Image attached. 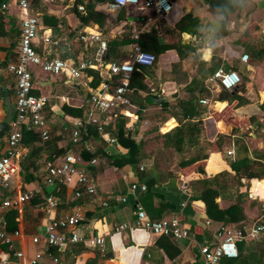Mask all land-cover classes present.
<instances>
[{
    "label": "crops",
    "instance_id": "1",
    "mask_svg": "<svg viewBox=\"0 0 264 264\" xmlns=\"http://www.w3.org/2000/svg\"><path fill=\"white\" fill-rule=\"evenodd\" d=\"M85 1L87 0H72L71 6L64 7V3L61 2L47 3L44 0H39L40 12L36 11L38 12L39 30L34 41V49L40 59L48 55L49 48L52 56L74 63L84 58H91L97 47V43L84 44L80 42L77 38L79 31L83 29L98 31L104 41L113 37H121L128 32L134 40L124 47L128 53L127 57L124 56V51L120 53L116 61L120 62L131 58L132 44L136 43L140 47L137 41L140 33L154 29L159 45L154 48L155 65L149 66L148 68L152 69H148L150 72L144 75L146 89L129 87L128 93L125 95L129 104L114 105L108 113L97 115L102 131L114 137L111 130L105 129L104 126L115 121L116 112L122 114L124 117L123 128L130 133V137L135 142H139L138 147L146 152V157L138 164H126L121 167L111 166L106 164L103 158H96V162L90 164L91 168L88 169L96 186L95 192L88 194L80 189L81 196L76 198L73 191L77 186H59L55 208L52 213L48 214L44 210L43 197L45 191L51 187L46 186L43 182L45 174L43 162L46 154L40 152L37 160L38 166L33 169L34 179L29 180L22 176L18 169L10 177L7 185H1L4 187V191H0V202L11 194L26 190H32L33 196L20 208L14 209L16 213L15 229L21 231L22 235L12 237L11 249L0 242V264H2V260L6 261L4 264H19L30 259L36 248L48 255L58 256L63 264H116L115 252L110 248L107 236L115 230L117 225L124 224L125 227L120 231V241L124 245L132 244L128 227L135 220V205L143 208L147 218L158 220L161 217L157 210L162 201L173 205V208L165 211L162 215L179 216L180 220L188 225L189 232L187 237L176 240L169 239L170 244L161 242V246H159L156 244L158 235H149L145 240V235L142 232L139 234L140 237L143 235L142 238L135 237V231L133 233L135 241L137 243L144 242L143 250L149 254L148 264H201L198 248L201 244H211L215 241L214 231L218 226L241 229L244 232L254 223H261L264 226V178L241 179V185L222 190L216 198V202L221 208H225L235 200L239 201L245 217L240 227L221 219L205 218L202 204L191 198V193L212 185L209 179L212 174L222 169L230 171L233 166H241L248 158H253V151L264 149V111L255 109L264 96V60L254 61L249 56L251 43L264 40V33H261V29H264V0H250L254 4V9L248 17L240 16L236 20H231L222 30L217 17L207 10L203 0H170L172 9L165 15H156L149 8L140 9L136 6H125L124 19L121 18L122 16L116 18L118 9L111 10L107 7L110 0L108 2L99 0L95 9L105 14L101 27H98L96 23L81 24L78 12L81 11L82 3ZM77 4L81 5L80 10L76 8ZM41 13L57 18V24L51 25L43 22ZM184 13H190L197 18L196 32H181L177 43L170 42L169 39L173 35L169 31L174 22ZM5 18L4 28L6 30L19 29V11L15 7H11L7 11ZM42 34H49L53 40L57 41V44L48 47L40 40ZM17 39L0 36V154L5 150L6 134L15 114L14 81L6 65L14 59ZM140 49L142 48L140 47ZM243 53L248 55L246 61L240 59ZM105 61L109 60L104 59L101 64L96 62L97 67L91 68L97 70L100 81L109 80L111 77L102 66ZM37 67L32 68V71L29 69L32 88L35 91L34 94L47 97L43 115L46 118L48 130L54 135H59V139L56 141V147L60 152L58 155L67 151L72 152L74 147L69 140V129L75 117L64 113V106L72 109L78 108L82 114L86 107L88 92L93 91L97 86L95 88L89 86L90 76L86 74V70L81 72L77 80L71 78L68 71L65 70L67 75L63 76L61 80L65 87L62 85L51 87V82L56 81H52L48 77L49 75H39L35 70L41 71V69ZM230 67L239 76L246 77L242 84V90L248 102L235 109L226 107L225 101L215 100L214 95L219 86L215 81H207L210 69L221 68L224 70ZM204 70L208 73L204 80L206 92L200 91L194 84V80ZM67 80L77 84L78 88L68 86L65 83ZM154 93L156 94L153 95ZM139 96L143 98L144 102L141 105H138ZM152 97L163 100L152 101ZM200 99H206L208 103L201 104ZM190 100L195 107L193 114L197 112L198 118L203 116L202 121L207 126L208 137L215 139L217 135L223 136L221 144L225 153L222 156L218 151L212 150L202 166L198 165L194 169V165L181 169L177 165V161L187 155L182 149H175L163 144V138L161 135L160 137L157 135L165 133L178 124L176 116L181 117L187 106L180 104V101L187 103ZM231 110H234L236 114L252 116V118L245 119V116H235L231 123L237 122L239 130L231 132V123L224 119L231 113ZM153 114H160V118L164 116L167 119L161 124L158 133L147 131L152 124L160 122L158 117L154 119ZM194 116L195 118L193 117L191 120L197 119V115ZM182 119L185 120L183 117ZM24 127L21 131L20 145L24 148L26 156L30 145L39 135L36 129ZM97 132L99 138H90L89 150L101 145L102 150L108 155H121L125 152L116 139L115 143L109 144L103 139L102 133L99 130ZM233 137H239L243 141L247 157L230 166L229 162L232 160L226 155V151L230 149L233 151ZM157 146L162 147V152L157 151L152 154L154 150L156 152ZM191 152H198V148L192 149ZM238 153L239 157L243 156L242 150ZM140 165L143 166L142 170L138 168ZM83 166L86 167V165ZM140 173L145 174L144 179L149 177L153 179L152 193L128 189L130 182H142L138 178ZM182 183L188 189L189 195L180 190ZM181 202L184 203L183 206H180ZM76 204L81 205L84 219L75 229L82 235L103 236L105 245L102 249L70 242H66L61 248L52 247L54 250L42 242L37 247L32 244L31 237L41 233L48 218L63 215ZM7 210L0 208V222L4 229L7 225L6 220L9 219V215H5ZM205 221L208 223L205 224ZM115 246L118 247L120 244L116 242ZM236 247L238 250L236 258H221L216 264H264V230L256 238L245 236L236 240ZM174 248L178 252L172 255ZM17 250L23 253L21 260L16 259L13 255ZM168 253L172 256H169Z\"/></svg>",
    "mask_w": 264,
    "mask_h": 264
},
{
    "label": "built area",
    "instance_id": "2",
    "mask_svg": "<svg viewBox=\"0 0 264 264\" xmlns=\"http://www.w3.org/2000/svg\"><path fill=\"white\" fill-rule=\"evenodd\" d=\"M47 3L61 2L64 7L71 6L72 0H44ZM30 0H2L0 3V14L6 15L11 7H15L19 11V36L15 50L14 59L6 65L7 70L11 73L14 81V108L15 114L11 119L6 134V147L0 154V185H7L10 177L17 172L19 162L24 159L25 151L20 145L21 131L24 128H33L38 131L41 140H46L49 136L48 125L43 115L44 106L47 103V97L36 95L31 92L32 80L29 67L37 65L47 73L57 74L61 70L68 71L71 78L77 80L82 71L87 68L97 67V63L103 61L105 51V41L101 38L98 31L83 29L78 32V40L84 44L97 43L91 58H84L74 63H69L65 59L54 57L48 48V55L40 59L34 49V41L37 38L39 30L38 18L30 12ZM122 6H136L137 8L151 9L156 15H165L172 9L170 0H110L107 7L111 10L119 9ZM76 8L81 9V5L77 4ZM264 33V29H261ZM42 43L48 47L56 45L57 41L53 40L49 34L40 35ZM132 55L130 59L120 62L107 61L103 63L109 75L118 76L116 84H111L110 80H101L97 87L88 92L86 96V107L79 118H75L69 129V140L72 144L80 140L82 134L87 132L90 125H95L97 130L102 133L103 139L109 143H115V138L109 133L102 131L98 114L108 113L114 105L129 104L128 98L125 96L129 90V79L131 72L136 66H150L154 61V55L150 52L140 49L134 43L131 45ZM248 55L243 53L240 59L246 61ZM97 62V63H96ZM207 81H216L219 86L224 89H232L240 83V77L234 70H223L217 68L210 74ZM101 90V92H99ZM201 104H207L206 99H200ZM232 149L226 151V155L232 156ZM96 158L88 161L81 159L77 154L72 152H64L61 155H52L50 159L43 162L45 174L43 182L51 188L44 193V210L50 214L56 205V193L59 186L75 185L77 188L73 191L76 198L81 196L80 189L88 194H93L96 186L91 179V175L83 165L93 164ZM140 170L143 166L138 167ZM128 189L131 191H145L144 183L130 182ZM180 190L184 194L189 195L185 184L180 185ZM32 190L16 192L5 197L0 202L1 209H18L20 206L31 199ZM123 200V198H121ZM184 203L181 202L180 206ZM84 219L83 210L80 204L74 205L69 212L63 213L56 217H50L46 220L39 235L31 237L32 244L37 245L42 242L49 246L57 248L63 247L66 242L81 243L87 247H97L102 249L105 245L103 236L82 235L75 229ZM208 221H205L207 224ZM125 227L119 224L115 230L107 236L110 248L115 252L116 264H148V253L143 250V243H137L133 237L135 231H141L145 235V240L149 235H164L171 239H181L187 237L189 228L186 223L180 220L179 216L172 215L169 219L151 220L147 218L143 208L135 205V220L128 227L131 235L132 244L124 245L120 241V231ZM264 230L261 223H254L244 232L241 229H230L224 226H218L214 231L215 241L211 244H201L198 248L201 264H216L221 258H236L238 250L236 240L243 237L256 238L257 235ZM21 231L15 229L7 232L0 222V242L12 248V237H20ZM118 242L120 246H115ZM14 257L21 260L23 253L20 250L14 251ZM6 263L5 260L1 261ZM19 264H63L56 255H48L42 250L36 248L33 256Z\"/></svg>",
    "mask_w": 264,
    "mask_h": 264
},
{
    "label": "trees",
    "instance_id": "3",
    "mask_svg": "<svg viewBox=\"0 0 264 264\" xmlns=\"http://www.w3.org/2000/svg\"><path fill=\"white\" fill-rule=\"evenodd\" d=\"M2 0H0L1 3ZM108 2L109 0H100ZM99 0H87L82 3V9L78 12L81 24L87 23H96L98 27H101L103 24V20L105 14L101 11L95 9L96 4ZM204 4L207 7V10L214 16L217 17V21L219 23V27L221 30L227 25L231 20H236L240 16L248 17V15L254 9V4L250 2V0H203ZM30 12L31 14L35 15L38 18V12H40L39 8V0H30ZM75 9V7H74ZM40 14V13H39ZM42 14V13H41ZM43 22L46 24L55 25L58 22V19L53 16H47L46 14H42ZM119 16L124 19L125 16V6H122L117 11L116 18L118 19ZM6 18L4 15L0 14V36H8L13 37L14 39L18 38L19 29H8L4 28V24L6 23ZM196 24L197 18L192 16L190 13L182 14L173 24V27L170 29L169 33L173 36L169 39L170 42L177 43L180 38L181 32H196ZM156 33L154 29H149L146 32L140 33L138 35L137 41L140 47L143 50L153 53L154 61L152 62V66L155 65L156 61V53L155 47L159 45V41L157 40ZM134 39L131 34L128 32L124 33L121 37H113L109 38L105 41V51L103 54V61L111 60L117 61L120 53L124 51V56L127 57L128 53L124 49L126 44L132 42ZM18 41V39H17ZM250 50V57L254 61L264 60V40L253 41ZM106 62V61H105ZM150 65V66H151ZM149 66H136L135 69L130 74L129 79V87H135L141 90L146 89V85L144 83V75L149 73L148 69H152ZM138 68V69H137ZM217 69V68H216ZM212 68L209 70L210 74L216 70ZM224 70H233L232 67L225 68ZM86 74L90 76V80L88 82L91 88H95L99 81L100 77L98 75L97 70L87 68ZM208 73L201 71L199 77L194 80V84H196L200 91L206 92V87L204 85V80L206 79ZM240 83L233 87L232 89H224L223 87L219 86L218 91L214 95V99L218 101H225L226 107L235 109L245 103L248 102L246 97L243 94L242 84L243 80L246 79L244 75L239 76ZM242 79V81H241ZM110 83L116 84L118 81V76L111 75ZM31 92L34 93L35 91L33 88ZM128 93V92H127ZM138 96V95H137ZM136 96V97H137ZM138 105H141L143 102V98L139 96ZM166 103V102H163ZM192 100L185 103V101H180V104L187 105L184 108V113L181 117L176 116L178 120V124L166 131L165 133H160L161 137L163 138V144L172 146L173 148L182 149L184 154L187 157L182 158L177 161V165L179 168L183 169L186 167L194 166V169L201 165L206 161L208 158L209 152L212 150L222 152L223 145L221 144L223 136L217 135V138H209L207 135V126L202 121L203 116L198 118L197 112L195 114L194 110L195 107L192 104ZM256 110L264 111V96L261 101L255 106ZM64 113L74 116L75 118H79L81 116V110L78 108L72 109L70 107L64 106ZM213 113V112H212ZM194 115H197L196 120H191V118H195ZM236 117H243L245 115H239L231 110V113L225 117L227 122L231 123L232 119ZM152 117V116H151ZM154 119L159 118L158 124H152L150 128L147 130L149 132H157L161 126V124L167 119L163 116L160 118V114H153ZM182 117L185 119L183 120ZM115 121L112 123H108V125L104 128L110 129L112 135L115 137L116 142L125 149V152L121 155H108L102 150L101 145L96 147L92 150H89L88 142L90 138H99V133L96 130L95 126H89L87 132L82 134L80 140L72 144L74 149H72L74 154H77L81 159L88 161L91 158H103L106 164H109L114 167H121L126 164L134 165L138 164L140 161H143L144 157H146V152L142 151L138 144L139 142H135L131 137L130 133L127 132L123 128L124 117L122 114L116 112L114 115ZM245 119L252 118V116H245ZM147 119V118H145ZM161 119V120H160ZM231 132L238 131L239 125L237 122L231 123ZM23 128V127H22ZM22 135V134H21ZM22 137V136H21ZM101 138V137H100ZM59 139V135H54L49 130V136L46 140H41L39 137L36 138L35 141L30 145L29 149L27 150L26 156L19 162V171L22 176L26 177L27 179H34L35 175L33 174V169H36L38 166V155L40 152L45 153V160L50 159V155H58L60 154L59 149L56 147V141ZM198 145V147H195ZM198 148V152H191L192 149ZM243 151V156L239 157V151ZM157 151L162 152V147L157 146L156 152L153 151L152 154L157 153ZM196 151V150H194ZM247 150L244 146L243 141L239 137H233V154L229 165H234L235 162L241 160L246 156ZM145 154V155H144ZM253 158H248L247 161L241 166H233V169L225 170L222 169L220 171L215 172L211 175L210 182L211 186H205L198 190L195 193H191V198L198 200L203 207L204 216L210 220H217L221 219L224 222L236 224V227H240L242 222L244 221V213L242 207L238 200L233 201L225 208L219 207L218 203L216 202V198L219 196L222 190H225L232 186H239L241 185V179H250V178H264V149L260 151L256 150L253 151ZM51 155V156H52ZM245 155V156H244ZM35 164V165H34ZM197 165V166H196ZM91 168L90 164H87L85 169L88 170ZM145 174L140 173L138 175L139 180L146 185V190L144 192L152 193L151 189L153 187V179L147 178L144 179ZM1 187V185H0ZM33 201V200H32ZM173 208V205L168 202H160L158 207V213L161 218L160 219H169L171 215H162L165 211L170 210ZM5 215H9V219L6 220V230L13 231L16 228V221L14 220L16 213L14 209H8ZM162 215V216H161ZM7 218V217H6ZM141 231H136L134 236H139ZM140 237V236H139ZM143 235L140 237L142 238ZM158 239H156V244L161 246V242H168L169 237L164 235H158ZM170 244V243H169ZM164 246V245H163ZM54 246H50L52 248ZM53 249V248H52ZM54 250V249H53ZM52 250V252H53ZM178 250L174 248L173 254H177ZM169 255V253H168ZM171 254L169 256H172Z\"/></svg>",
    "mask_w": 264,
    "mask_h": 264
},
{
    "label": "rangeland",
    "instance_id": "4",
    "mask_svg": "<svg viewBox=\"0 0 264 264\" xmlns=\"http://www.w3.org/2000/svg\"><path fill=\"white\" fill-rule=\"evenodd\" d=\"M37 66H30V70L32 71V68H36ZM38 69H39V67H37ZM35 70V69H34ZM35 72H37L39 75H46V76H48V77H50L51 79H52V81L54 80V81H56V82H51V84H50V86L51 87H55V86H57V85H62V82H61V80H62V77L63 76H66L67 75V72L65 71V70H61L60 71V73L59 74H57V75H54V74H51V73H47V72H42V70L40 71V70H35ZM58 79V80H57ZM241 81H242V79H241ZM244 81V80H243ZM57 83V84H56ZM63 86V85H62ZM63 87H65V86H63ZM44 93H46V92H44ZM158 137H160V133H158V135H157ZM232 145V144H231ZM223 149V148H222ZM222 156L224 155V149H223V151L222 152H219ZM0 191L2 192V191H4V187H0Z\"/></svg>",
    "mask_w": 264,
    "mask_h": 264
},
{
    "label": "water",
    "instance_id": "5",
    "mask_svg": "<svg viewBox=\"0 0 264 264\" xmlns=\"http://www.w3.org/2000/svg\"><path fill=\"white\" fill-rule=\"evenodd\" d=\"M65 83L68 85V86H70V87H72V88H78V85L77 84H75V83H73V82H71L70 80H67V81H65ZM99 92H101V90L99 91ZM156 93H154L153 95H155ZM161 100H163V99H161V98H155V97H152V101H161ZM4 124V123H3ZM5 125H6V123H5Z\"/></svg>",
    "mask_w": 264,
    "mask_h": 264
}]
</instances>
